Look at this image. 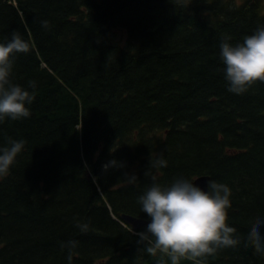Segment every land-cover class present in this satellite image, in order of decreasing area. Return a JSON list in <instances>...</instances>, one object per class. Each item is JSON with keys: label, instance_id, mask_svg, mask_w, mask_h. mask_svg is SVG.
I'll list each match as a JSON object with an SVG mask.
<instances>
[{"label": "trees", "instance_id": "1", "mask_svg": "<svg viewBox=\"0 0 264 264\" xmlns=\"http://www.w3.org/2000/svg\"><path fill=\"white\" fill-rule=\"evenodd\" d=\"M258 24L264 0H0V42L19 31L31 45L14 81H37L30 117L0 123V145L26 142L0 177V264H68L69 240L71 264H160L137 243L145 226L122 220H147L137 198L160 155L162 184L208 176L232 189L239 239L202 264H264L242 242L264 213V83L230 93L219 59L223 39Z\"/></svg>", "mask_w": 264, "mask_h": 264}, {"label": "clouds", "instance_id": "2", "mask_svg": "<svg viewBox=\"0 0 264 264\" xmlns=\"http://www.w3.org/2000/svg\"><path fill=\"white\" fill-rule=\"evenodd\" d=\"M45 29L49 21H41ZM30 42L19 31H13L6 42H0V123L5 120L20 121L29 118V107L36 99L37 81L28 80L27 85L14 81V59L19 53H29ZM219 59L227 83V90L242 95L256 83H264V24L245 35L240 42L223 39L219 45ZM23 139L9 137L0 145V177L9 174L18 155L25 148ZM168 161L162 156L150 158L145 176L151 184L137 198L140 211L146 214L147 223L143 231L135 233L142 250L153 256L164 257L170 264L195 261L197 264L217 253L219 249L231 247L239 237L226 223L231 207L232 189L226 183L208 179L204 188L196 180L177 176L167 184L158 182L157 173L166 168ZM112 160L102 167H120ZM126 182L135 184L136 175L125 174ZM81 232L90 228L88 222H77ZM242 242L264 256V213L251 215L246 222ZM77 240L61 242L66 259L71 264L73 252L78 248Z\"/></svg>", "mask_w": 264, "mask_h": 264}, {"label": "water", "instance_id": "3", "mask_svg": "<svg viewBox=\"0 0 264 264\" xmlns=\"http://www.w3.org/2000/svg\"><path fill=\"white\" fill-rule=\"evenodd\" d=\"M208 179H210V177H208V176H201V177L195 179L196 180L195 183L197 185H199L200 187L204 188ZM122 219H123V221H125L126 223H128L129 225H131L134 229L142 228L147 223V220L140 219V218H137V217H133V216H130V215H126V214H124L122 216Z\"/></svg>", "mask_w": 264, "mask_h": 264}]
</instances>
